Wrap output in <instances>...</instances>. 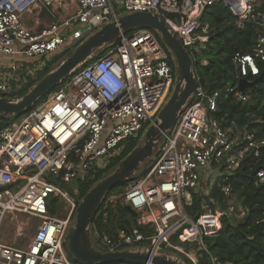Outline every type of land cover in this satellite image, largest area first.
<instances>
[{
	"label": "built area",
	"instance_id": "built-area-1",
	"mask_svg": "<svg viewBox=\"0 0 264 264\" xmlns=\"http://www.w3.org/2000/svg\"><path fill=\"white\" fill-rule=\"evenodd\" d=\"M216 3L233 13L237 27L253 23L258 30L252 52L234 57L239 81L257 77L264 62V0H0V97L19 98L37 80L42 65H35L36 58L62 55L135 12L163 16L192 56L209 40L203 10ZM46 19L50 24L40 28ZM97 54L41 99L39 107L0 128V264H76L67 234L80 202L79 186L94 180L129 141L155 125L172 96L176 61L156 31L121 32L117 42ZM237 87L228 84L226 89L246 102ZM219 98L218 90L209 93L198 85L174 127L162 134L146 174L133 176L123 193L105 201L106 207L127 206L137 214L136 224L92 240L97 249L173 251L176 255H168L184 264H201L202 257L204 264H222L205 238L217 234L224 215L242 217L245 211L231 205L226 213L204 211L193 218L186 207L194 191L210 198L215 187L228 201L232 190L222 182L248 152L260 154L264 139L247 134L241 142L232 129H223L212 116ZM209 178L219 182L204 189ZM257 178L264 184V170ZM51 198L60 207L66 203L67 217L50 212Z\"/></svg>",
	"mask_w": 264,
	"mask_h": 264
},
{
	"label": "trees",
	"instance_id": "trees-1",
	"mask_svg": "<svg viewBox=\"0 0 264 264\" xmlns=\"http://www.w3.org/2000/svg\"><path fill=\"white\" fill-rule=\"evenodd\" d=\"M236 20L237 18L223 3L204 8L201 22L209 25L210 34L203 48L192 55L195 73L199 86L209 93L217 90L220 92L217 111L212 116L223 129H232L233 135H239L241 142L247 134H253L257 139H264V62L259 63L260 75L250 77L251 81L257 82L248 89L246 102L237 100L235 95L227 92L226 89L228 84L239 83L234 63L235 55L251 53L258 35L253 23L239 28L236 26ZM99 56L100 54H97L94 58ZM205 62L207 64H204ZM24 95L19 94L18 97ZM11 120L0 117V128L10 124ZM138 140L129 141L121 155L111 159L105 171L117 168L137 147ZM262 170H264V149L258 156L254 152H248L234 174L222 182L223 186H229L232 190V196L228 201L221 187H215L211 190L210 198H204L201 192L194 191L192 205L186 207L187 213L196 218L205 211L203 209L205 205L215 211V205L209 201L210 199L222 205L223 210L228 209L230 201L233 203L237 199L240 203L245 215L242 217L236 214L224 215L217 234L205 238L208 249L222 264H264V184L259 183L257 178V173ZM105 171L100 172L94 180L79 186V200L103 178L102 175L107 173ZM126 185L113 189L104 200L93 222L99 234L116 235L120 229L136 224V216L127 206L120 203L116 207L105 206V201L112 195L123 193ZM49 205L53 214L56 213L60 203L58 199L51 198ZM184 260L187 261L185 257ZM205 262L206 259L202 257L200 263Z\"/></svg>",
	"mask_w": 264,
	"mask_h": 264
},
{
	"label": "water",
	"instance_id": "water-1",
	"mask_svg": "<svg viewBox=\"0 0 264 264\" xmlns=\"http://www.w3.org/2000/svg\"><path fill=\"white\" fill-rule=\"evenodd\" d=\"M136 28H148L160 35L162 43L171 51L178 73L177 84L167 104L158 114L155 125H151L144 136V143L127 155L108 176L97 181L80 200L75 212V222L67 234L68 250L76 264H184L179 257L166 253L153 254L143 249L119 252H104L97 249L92 241V226L109 192L127 183L138 173L158 151L162 134L171 130L179 115L187 106L198 87L195 63L191 54L183 46L178 35L160 14L135 12L122 15L80 44L61 61L57 67L45 75L24 96L20 98L0 97V117L18 118L32 110L49 92L65 82L71 74L91 61L96 52L106 45L118 41L121 32L129 33ZM249 79H241L238 90L247 96L250 87L256 84ZM195 193H199L197 190ZM136 216L137 214L134 213Z\"/></svg>",
	"mask_w": 264,
	"mask_h": 264
},
{
	"label": "rangeland",
	"instance_id": "rangeland-1",
	"mask_svg": "<svg viewBox=\"0 0 264 264\" xmlns=\"http://www.w3.org/2000/svg\"><path fill=\"white\" fill-rule=\"evenodd\" d=\"M124 11H122V13H123ZM50 20L49 19H46V21L44 22V23H42V24H40L39 25V27L40 28H42V27H44L45 25H48V24H50ZM31 24V23H30ZM75 50V48H73V49H70V50H68V51H66L64 54H62V55H56V56H54V57H48V56H42V57H39V58H36L37 60L35 61V65L36 66H41L42 65V68H41V70H40V72L38 73V78H37V80H31L30 82H29V84H28V86L25 88V89H23L21 92H19V94L21 95H24L25 93H27V92H29L38 82H39V80L38 79H42L43 77H44V75L46 74V72H47V74L50 72V71H52V70H54L56 67H57V65L61 62V61H63L65 58H67L69 55H71L72 54V52ZM95 55H97V52H96V54ZM46 74V75H47ZM42 77V78H41ZM177 78H178V76H177ZM18 94V95H19ZM36 107H39V104L36 106ZM12 121V120H11ZM10 121V122H11ZM0 125H1V121H0ZM147 131V130H146ZM146 133V132H145ZM145 133L142 135L141 134V136L139 137V140L137 141V146H140V145H142L143 143H144V136H145ZM237 137H239V135H237ZM149 165H150V162H148V163H146V165L138 172V173H136L135 175H134V178H141L142 176H144L145 174H146V172L148 171V168H149ZM116 169V168H115ZM115 169H113V170H109L108 169V171H105V172H107V173H105V174H103L102 176H103V178L104 177H106V176H108L112 171H114ZM101 180V179H100ZM219 182V179L218 178H209V179H206V181H205V183H204V185H203V187H204V189H206L207 187H209V189L210 188H212L210 185H211V183H218ZM77 182H72L71 183V185H70V188H71V190H76L77 189ZM206 191V190H205ZM206 198V197H205ZM209 200V199H208ZM213 205H215V211H221V212H227V210H223V206L222 205H220L219 203H217V201H215V200H212V199H210L209 200ZM230 206L232 205L233 207H234V209L237 211L239 208H240V203L237 201V199H235L234 201H233V203H231V201H230V204H229ZM114 207H116V206H114ZM204 209H205V211L207 212V211H213L212 209H210L209 208V206H207V205H205L204 207H203ZM53 214H55V215H58L59 217H62V218H65V217H67V215H68V211H67V205H66V203L64 202V203H62V205H61V207L59 206V208H57V211H56V213H53ZM75 222V213H74V215L72 216V218H71V223L73 224ZM34 229V228H33ZM33 229L32 230H30V235L33 233ZM92 240L94 241V242H96V238L97 237H100L101 236V234H99L98 232H97V229H96V226L93 224V226H92ZM6 239H8V237H5ZM24 242V241H23ZM194 246V248L195 249H197L198 247H197V244H194L193 245ZM185 249L188 251V250H190L191 248L189 247V246H187V247H185ZM167 253L168 254H171V255H176V253H174L173 251H167Z\"/></svg>",
	"mask_w": 264,
	"mask_h": 264
}]
</instances>
